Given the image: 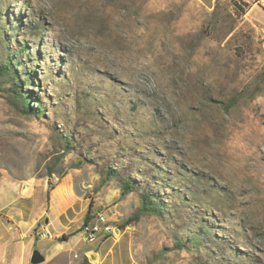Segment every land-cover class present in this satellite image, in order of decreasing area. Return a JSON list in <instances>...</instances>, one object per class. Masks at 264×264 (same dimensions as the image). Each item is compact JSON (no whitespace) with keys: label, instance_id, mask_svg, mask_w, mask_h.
<instances>
[{"label":"rangeland","instance_id":"1","mask_svg":"<svg viewBox=\"0 0 264 264\" xmlns=\"http://www.w3.org/2000/svg\"><path fill=\"white\" fill-rule=\"evenodd\" d=\"M232 1L0 0V63L12 57L41 109L23 112L0 77V169L52 183L72 172L116 223L164 182L196 217L129 223L137 262L264 264V40ZM240 89L252 94L224 109ZM105 167L116 174L100 185ZM125 177L134 188L121 194ZM205 214L218 234L200 251L150 262Z\"/></svg>","mask_w":264,"mask_h":264},{"label":"crops","instance_id":"2","mask_svg":"<svg viewBox=\"0 0 264 264\" xmlns=\"http://www.w3.org/2000/svg\"><path fill=\"white\" fill-rule=\"evenodd\" d=\"M197 1L209 9L217 0ZM237 1L248 3L245 14L264 40V0ZM52 185L48 178L19 180L0 169V264H34L31 257L35 248L44 257L36 264L137 263L140 246L129 224L118 236L99 234L96 240L85 241L80 226L90 203L88 193L92 192L78 190L72 172ZM52 226L57 232L50 231ZM44 231L50 236L41 235ZM62 234L67 237L61 239ZM89 253L94 254V260Z\"/></svg>","mask_w":264,"mask_h":264},{"label":"trees","instance_id":"3","mask_svg":"<svg viewBox=\"0 0 264 264\" xmlns=\"http://www.w3.org/2000/svg\"><path fill=\"white\" fill-rule=\"evenodd\" d=\"M220 0H217L213 6V11L215 10V7H217V3ZM235 6H238L239 12L241 14H245L246 8L248 6V3L244 1L236 2L232 1ZM239 4V5H238ZM234 28L229 29L227 32V35L231 34L233 36L232 31ZM12 57L8 58L6 61L3 63H0V77L2 76H7L8 79H10L11 85L9 88H11V92L14 94L15 101L16 103H19L20 106L22 107V111L29 113H40V107H33V102L36 101L38 102V98L34 97L32 98V103L30 102V97H31V91L29 92L28 90L25 91L23 89V84L21 81L18 79V75L15 71L16 67L11 59ZM252 93L246 89H240L235 92V94L231 95L226 101H222V106L224 109L228 110L230 107L234 106L241 98L245 96H250ZM63 151L66 150V147L68 143L64 145ZM63 157V154L59 156V158ZM104 175L100 179V185H103L110 177H112L114 174H116L115 170L111 167H105L104 169ZM54 173L53 169L48 170L47 175L51 176V174ZM173 175H170V180L174 179L172 178ZM61 177V175H59ZM50 186L52 185V182L49 181ZM134 180L131 177H125L122 179L120 187H121V194H127L131 192L134 188ZM147 187L144 188V190L140 191V196H139V205L137 210L130 214L124 221L122 222H114V224H118L120 228H123L126 224H129L133 221L139 220L143 215H155L163 220H172L174 218L182 220L183 218L187 217L188 219L190 217L195 218L196 215L191 214L190 212H187L186 216L183 212H185L184 208L188 207L189 203L187 205L184 202V196L178 192V190H174L171 193H165V186L166 184L164 182L161 183L160 187L158 185L150 186L146 185ZM155 187H157L158 191H155ZM180 194V195H178ZM192 198L190 199L191 202H197V197L196 194H194V197L191 196ZM178 200V203L177 201ZM200 206L204 207L205 213L209 212V210L213 209L212 204L208 201H205L202 203H199ZM194 205H192L193 207ZM191 207V206H190ZM102 208H96L93 206V203H89L88 209L83 217V222L85 223L90 219H93L95 216L96 211L101 210ZM212 212V211H211ZM199 221H204L200 222L199 225H195L191 228V231H189V234L187 235L186 238H183L180 235H171L173 238V245L170 247L163 245L159 251H157L156 255L150 259L155 260L156 258L162 256L164 253H166L169 250H178V249H185L188 248L189 250H195V251H200L203 246H205L207 242V238L211 234H216L213 230L214 220L210 218L209 214H205L204 216H200ZM217 232V231H216ZM67 237L66 234H62L61 239H65ZM136 264H145L144 262H137ZM195 264H205L200 261L196 262Z\"/></svg>","mask_w":264,"mask_h":264},{"label":"built area","instance_id":"4","mask_svg":"<svg viewBox=\"0 0 264 264\" xmlns=\"http://www.w3.org/2000/svg\"><path fill=\"white\" fill-rule=\"evenodd\" d=\"M114 225L113 221L107 219V213L101 209L96 211L93 219L81 224L80 231L85 241L92 242L99 234L113 233ZM41 235L50 236V232L44 231Z\"/></svg>","mask_w":264,"mask_h":264},{"label":"water","instance_id":"5","mask_svg":"<svg viewBox=\"0 0 264 264\" xmlns=\"http://www.w3.org/2000/svg\"><path fill=\"white\" fill-rule=\"evenodd\" d=\"M120 226L118 224H115L112 228V231H113V234L115 236H118L119 233H120ZM89 257L90 259L94 260L95 257H94V254L93 253H89ZM43 255L39 252V250L37 248L33 249L32 251V257H31V262L36 264V263H39L41 261H43Z\"/></svg>","mask_w":264,"mask_h":264},{"label":"bare ground","instance_id":"6","mask_svg":"<svg viewBox=\"0 0 264 264\" xmlns=\"http://www.w3.org/2000/svg\"><path fill=\"white\" fill-rule=\"evenodd\" d=\"M107 219H108V220H111V219L108 218V216H107Z\"/></svg>","mask_w":264,"mask_h":264}]
</instances>
